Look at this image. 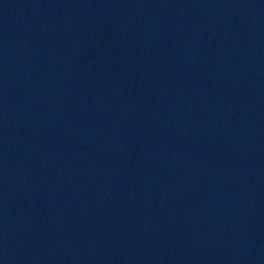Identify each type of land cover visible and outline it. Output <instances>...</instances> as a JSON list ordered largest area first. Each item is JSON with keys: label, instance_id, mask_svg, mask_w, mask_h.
I'll return each mask as SVG.
<instances>
[{"label": "water", "instance_id": "water-1", "mask_svg": "<svg viewBox=\"0 0 264 264\" xmlns=\"http://www.w3.org/2000/svg\"><path fill=\"white\" fill-rule=\"evenodd\" d=\"M0 264H264V0H0Z\"/></svg>", "mask_w": 264, "mask_h": 264}]
</instances>
